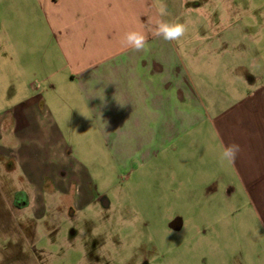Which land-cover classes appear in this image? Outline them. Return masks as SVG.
I'll return each instance as SVG.
<instances>
[{"label":"rangeland","instance_id":"374dc122","mask_svg":"<svg viewBox=\"0 0 264 264\" xmlns=\"http://www.w3.org/2000/svg\"><path fill=\"white\" fill-rule=\"evenodd\" d=\"M166 2L168 21L187 25L185 36L173 41L177 49L199 50L204 61L215 49L235 71L242 65L264 78V0ZM198 35L207 40L195 49ZM48 59L52 66L60 62L37 0H0V264H264L256 219L229 197L218 173L231 175L227 162L218 170L204 167L206 158L220 154L207 123L204 135L195 130L185 147L176 144L129 178L101 165L107 158L96 139L89 145L65 135L67 145L76 142L72 150L43 153L35 146L32 162L23 160L42 183L32 186L20 153L31 141L8 134V105L36 92L18 83L42 76ZM22 60L23 75L16 71ZM216 82L230 83L220 74ZM16 86L22 89L9 88ZM77 165L85 195L76 189ZM18 192L26 194V206L13 203ZM175 219L179 229L170 226Z\"/></svg>","mask_w":264,"mask_h":264},{"label":"crops","instance_id":"0c3cea01","mask_svg":"<svg viewBox=\"0 0 264 264\" xmlns=\"http://www.w3.org/2000/svg\"><path fill=\"white\" fill-rule=\"evenodd\" d=\"M37 2L60 62L52 66L48 59L42 76L20 78L23 89L36 92L8 105V134L31 141L20 149L23 168V160L31 163L39 146L43 153L52 147L60 154L72 150L76 142L67 145L62 141L66 135L89 145L96 139L107 158L101 165L129 178L167 150H176V144L185 147L189 134L204 132L207 123L220 152L222 144L240 145L234 165L227 163L231 175L218 173L229 197L245 203L264 235V78L242 65L235 71L222 59L224 52L210 49L206 62L199 50H179L156 36L158 21L168 19L157 14L155 0ZM130 30L147 36L146 51L125 47L124 34ZM195 38V49L207 40ZM21 62L16 71L23 75L27 62ZM219 74L230 82L227 86L218 85ZM205 163L208 171L220 165L214 156ZM25 168L30 184L41 186L33 169ZM73 169L76 189L87 194L80 190L85 185L79 182L80 166Z\"/></svg>","mask_w":264,"mask_h":264},{"label":"clouds","instance_id":"9594fccd","mask_svg":"<svg viewBox=\"0 0 264 264\" xmlns=\"http://www.w3.org/2000/svg\"><path fill=\"white\" fill-rule=\"evenodd\" d=\"M156 12L160 17L169 15L167 4L165 0H155ZM187 32L186 23L179 21L160 20L155 29L156 36H162L165 41L173 42L179 41L185 36ZM148 38L142 31L130 30L124 34L123 43L125 47H130L134 51H146L148 47ZM83 115V114H82ZM240 145L231 143L228 145H221V152L219 154V163L223 166L225 162L229 164L235 163V160L240 153ZM172 232H169V235Z\"/></svg>","mask_w":264,"mask_h":264},{"label":"flooded vegetation","instance_id":"af4514ba","mask_svg":"<svg viewBox=\"0 0 264 264\" xmlns=\"http://www.w3.org/2000/svg\"><path fill=\"white\" fill-rule=\"evenodd\" d=\"M13 203L16 204L19 207L26 206L28 204L27 196L24 192H18L13 195ZM71 217H73V213L69 214ZM75 232V229L73 228L71 231V234ZM73 237V236H72Z\"/></svg>","mask_w":264,"mask_h":264},{"label":"water","instance_id":"95a60500","mask_svg":"<svg viewBox=\"0 0 264 264\" xmlns=\"http://www.w3.org/2000/svg\"><path fill=\"white\" fill-rule=\"evenodd\" d=\"M104 206H106V202H103ZM181 225V221L179 219H175L171 222L170 226L173 228V229H179Z\"/></svg>","mask_w":264,"mask_h":264}]
</instances>
